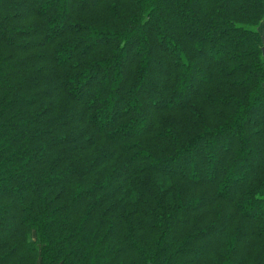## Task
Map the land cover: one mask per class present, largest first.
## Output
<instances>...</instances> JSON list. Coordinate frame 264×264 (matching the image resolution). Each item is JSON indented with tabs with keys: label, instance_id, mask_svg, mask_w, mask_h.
<instances>
[{
	"label": "trees",
	"instance_id": "1",
	"mask_svg": "<svg viewBox=\"0 0 264 264\" xmlns=\"http://www.w3.org/2000/svg\"><path fill=\"white\" fill-rule=\"evenodd\" d=\"M263 22L0 0V264H264Z\"/></svg>",
	"mask_w": 264,
	"mask_h": 264
},
{
	"label": "rangeland",
	"instance_id": "2",
	"mask_svg": "<svg viewBox=\"0 0 264 264\" xmlns=\"http://www.w3.org/2000/svg\"><path fill=\"white\" fill-rule=\"evenodd\" d=\"M259 31H260V33H261V35H262V38H263V40H264V22L260 25V27H259ZM192 81H193V83H192V85H191V87L193 88L194 87V85H196V84H199V81H198V79L196 78H194V79H192ZM190 90H192V89H190ZM146 91V94H147V90H145ZM188 94V93H187ZM199 160V159H198ZM200 160H202V159H200Z\"/></svg>",
	"mask_w": 264,
	"mask_h": 264
},
{
	"label": "water",
	"instance_id": "3",
	"mask_svg": "<svg viewBox=\"0 0 264 264\" xmlns=\"http://www.w3.org/2000/svg\"><path fill=\"white\" fill-rule=\"evenodd\" d=\"M263 53H264V49H263Z\"/></svg>",
	"mask_w": 264,
	"mask_h": 264
}]
</instances>
